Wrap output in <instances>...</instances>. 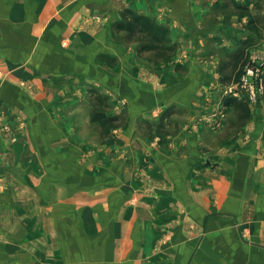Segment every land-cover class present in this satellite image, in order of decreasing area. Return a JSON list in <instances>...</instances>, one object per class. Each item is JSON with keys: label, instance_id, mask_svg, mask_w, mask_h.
Instances as JSON below:
<instances>
[{"label": "crops", "instance_id": "crops-1", "mask_svg": "<svg viewBox=\"0 0 264 264\" xmlns=\"http://www.w3.org/2000/svg\"><path fill=\"white\" fill-rule=\"evenodd\" d=\"M262 5L0 0V264H264V119L223 95L264 48L242 24ZM126 11L184 57L137 58L116 40ZM169 103L172 130L150 145Z\"/></svg>", "mask_w": 264, "mask_h": 264}, {"label": "rangeland", "instance_id": "rangeland-1", "mask_svg": "<svg viewBox=\"0 0 264 264\" xmlns=\"http://www.w3.org/2000/svg\"><path fill=\"white\" fill-rule=\"evenodd\" d=\"M260 9L262 11L264 9V6L262 5L260 7ZM254 12H255V16H253L252 19H244V22L242 21V24L244 23V25H245V24H251L252 23L254 25L255 29H258V27H259V30L261 29V31H263V36H264V17L261 16L262 13L260 11L258 13H256V10H255ZM258 15H260V16L258 17ZM120 35H122V36H120ZM120 35L118 34V36L116 37V40L121 39L122 42L124 41V43L126 44L129 51H130L129 47H131L133 50L131 52H134L136 54L137 58L145 57L149 61L157 59V60H159V63L160 62L165 63L164 66H166L167 63L170 64L172 62L171 61L172 57H177V58L184 57L183 51H181V52L177 51V54H175L176 48L178 47L177 42L175 41L172 44L171 43L172 40H171L170 36H167L166 34H165V36H163V38H159L160 40L157 43H155L154 40H152L151 35L147 34V33L133 32L130 34L128 33L127 35L121 33ZM243 36L245 38L242 41H245V39H247V36L245 34H243ZM259 36H262V34H260ZM236 40H238V37L236 38ZM237 42L239 43V41H237ZM154 44H156V46H152ZM214 44H215V42H213L212 39L210 38V40H208V47H212L214 49L213 51H217L215 49ZM233 45H234V49H235V47H238L240 44H233ZM206 47H207V43H206ZM219 51L221 52L222 58L228 60V59H230V55H231L233 49L223 51L222 48H220ZM261 57L264 58V48H262V50H255L254 53H251L249 51L246 59L244 60V64L246 63V61L251 60V59L260 60ZM115 61H117V60H115ZM244 64H243V66H244ZM243 66H242V68L240 67V69H241L240 74L242 73ZM160 68H162V66H160ZM227 86L228 85H225V88L223 90V95L232 96V95L228 94L227 88H226ZM236 98L238 99V97H236ZM239 99H243L246 102H248L254 106H257L259 104L260 109H261V113H262L261 117L264 119V75H263V83H262V94H260V97L256 102L247 101L243 97L239 98ZM117 101L118 100L115 99L114 106H115L116 110H119L121 103L117 102ZM105 105H106V103H105ZM111 106H112V104H111ZM121 107H122V105H121ZM176 108H177V106L174 103H169L166 106V109H164V114L167 113V114H165L167 116H165V115L162 116V119L164 118V120H162L160 122L159 126L155 130H153L154 132H150L149 134H148V132L146 133V135H147L146 138L149 139L150 145L157 146L158 144L161 143L163 135L171 132V130H172L171 125L173 122L171 120L172 118H169V117L172 113L176 112V110H175ZM108 109H111V108L108 107ZM165 118H168L169 120H167ZM96 138H98V140L101 142V138H102L101 134H100V137L98 135H96ZM9 139L11 142H15L17 140V136L11 135L9 137ZM141 165L144 166L143 163H141ZM141 179L143 181V184H144L143 186H144L145 191L149 192L151 190V188L152 189L155 188L154 185L156 186V184L153 183L149 174L142 175ZM179 217H180V212L178 210H176L174 212V222H173L172 227L175 226L176 229H182L185 232H187L189 235H191L192 237H196L200 233L199 228L196 225L190 224V225L180 226V224H179L180 221L178 219ZM160 242H161V240H160ZM205 262H206L205 264H210L207 260Z\"/></svg>", "mask_w": 264, "mask_h": 264}, {"label": "built area", "instance_id": "built-area-1", "mask_svg": "<svg viewBox=\"0 0 264 264\" xmlns=\"http://www.w3.org/2000/svg\"><path fill=\"white\" fill-rule=\"evenodd\" d=\"M264 75V58L260 60L251 59L246 61L238 80L228 85V94L245 98L247 101L256 102L262 94V83Z\"/></svg>", "mask_w": 264, "mask_h": 264}, {"label": "trees", "instance_id": "trees-1", "mask_svg": "<svg viewBox=\"0 0 264 264\" xmlns=\"http://www.w3.org/2000/svg\"><path fill=\"white\" fill-rule=\"evenodd\" d=\"M125 14L129 15V19H124V20L118 22L116 24V28L118 30H124L129 34L133 33V32H141V33L150 34L152 40H154L155 43L159 42V40H160L159 38H163V36H165V34L167 35L166 28L160 24H156L152 19L145 17V16H142V15L134 14L131 11H126ZM152 46H156V44H154ZM243 64H244V61L241 65V68H242ZM240 71H241V69L239 70L237 77H236L234 82H236L238 80L239 75H240ZM100 116H101V118H103V120L100 121V124L102 125V127H104L105 132H109L110 128L115 126L113 124L115 119L113 117H106L103 115H100ZM97 117H99V116H97ZM107 123H109V125Z\"/></svg>", "mask_w": 264, "mask_h": 264}]
</instances>
